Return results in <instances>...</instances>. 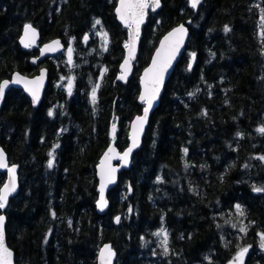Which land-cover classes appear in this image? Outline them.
<instances>
[{
    "label": "trees",
    "instance_id": "trees-1",
    "mask_svg": "<svg viewBox=\"0 0 264 264\" xmlns=\"http://www.w3.org/2000/svg\"><path fill=\"white\" fill-rule=\"evenodd\" d=\"M162 2L149 14L124 84L118 76L128 30L117 20V0H0V82L15 71L50 70L38 107L11 88L0 110V147L19 165L20 191L6 210L16 264H97L108 241L116 264H231L242 248L244 264H264V191H254L264 188V134L257 131L264 127V0H204L198 11L188 0ZM96 20L110 40L90 55L78 45ZM28 22L42 42L73 39L72 63L64 52L58 63L31 64L39 48L19 44ZM179 23L191 31L186 51L100 214V157L112 140L128 147L130 123L143 109L141 72ZM5 179L0 173V188ZM161 227L167 253L156 235Z\"/></svg>",
    "mask_w": 264,
    "mask_h": 264
},
{
    "label": "snow or ice",
    "instance_id": "snow-or-ice-1",
    "mask_svg": "<svg viewBox=\"0 0 264 264\" xmlns=\"http://www.w3.org/2000/svg\"><path fill=\"white\" fill-rule=\"evenodd\" d=\"M200 3V0H191V5L193 8L197 7ZM160 7V0H119V6L116 8V13L119 19L124 23V25L130 30V38L128 43L125 44V47L128 49V59L124 61L122 67V75L119 79L124 80L127 77L128 72L130 71V61L135 58L136 50V41L139 37L140 26L143 24L144 19L147 15V10L151 8L153 11ZM100 20H96L95 25H99ZM262 26H264V16L261 19ZM229 29L226 27L225 31ZM186 34V29L183 25L175 29L172 33H169L165 37L164 41L161 42L160 49L157 50L156 56L152 61V66L145 70L143 85L144 91L140 96V100L144 102L147 106L144 108L143 117H137L136 122L132 125V147L125 151L122 155L115 152L114 148H110L109 152L105 154L104 160L101 161L100 165V176H101V185H100V199L98 201V206L103 210L106 206V201L104 198V190L107 184L113 183L115 181V172L116 169L111 166L110 161L115 158H119L125 164L127 163L128 156L131 153L132 149L137 146L138 143V128L142 130L143 124L147 120L148 112L152 107L153 101L157 98L160 86L163 83L164 73L167 71L168 67L171 64V61L175 58L176 54L179 52V49L183 43V37ZM102 37L105 41V50H107V33L102 32ZM264 35V32H262ZM36 31L32 28L31 25H25L24 27V38L22 43L25 47H31L35 43ZM88 39L87 36L84 38ZM59 47V41H54L52 45L46 46L47 51H55ZM72 48H68V62L72 63ZM43 54V50H42ZM44 79V73L42 72L40 77L34 80H26L19 75L13 80V83H23L25 88L31 93L33 97V102L39 100V89L42 87ZM74 78L68 79V92L71 94L72 85ZM8 86V81L0 83V98L4 95V89ZM99 85H95L92 90V102H96V92ZM52 113L50 112L49 115ZM258 132L264 134V127L257 129ZM113 132H115V125H113ZM187 149H185V153ZM50 156L52 153L49 154ZM264 160V157H260ZM53 159L49 160V167L53 166ZM0 168H8L5 155L2 150H0ZM10 173L9 182L3 185V188L0 189V209H3L7 203L8 196L11 192L15 191L16 181H15V166L8 168ZM254 191L261 192L264 191V188H254ZM131 211V210H130ZM236 211L240 216L244 215V211L239 204L236 205ZM54 215V213H53ZM4 216L0 215V264H12V252L5 246L4 243ZM119 222V217L116 218ZM235 226V225H233ZM244 227H241L240 231H245ZM163 234L164 240L162 244L167 253V233L164 230H161L160 233L156 235ZM262 247H264V234H261ZM247 248H242L236 257V264H243V257L247 253ZM114 255L109 246H105L104 249L100 252L101 264H111V258Z\"/></svg>",
    "mask_w": 264,
    "mask_h": 264
},
{
    "label": "water",
    "instance_id": "water-1",
    "mask_svg": "<svg viewBox=\"0 0 264 264\" xmlns=\"http://www.w3.org/2000/svg\"><path fill=\"white\" fill-rule=\"evenodd\" d=\"M189 1V5L190 7H192L191 5V0H188ZM204 2V0H200V3L197 5V7H195L194 9L196 11L199 10L201 4ZM162 5H163V2L162 0H160V7L156 8L154 11L149 8L147 10V15L144 19V22L143 24H141L140 26V32H139V37L136 41V50H135V58L134 59H131L130 61V71L128 72L127 74V77L126 79L124 80H121L119 79V77L122 75V65L124 64V61L126 59H128V49L126 48L125 50V56H124V59L122 60L121 64H120V74L118 76V79L124 83V84H127L129 79L131 78V76L133 75V72H134V68H135V63L137 62V57H138V53H139V47H140V42H141V36H142V32H143V27L144 25L147 23L148 21V17H149V13H150V10L152 12H158L161 8H162ZM119 6V0H117V3H116V7H115V14H116V17H117V20L125 27L127 28L124 23L119 19L117 13H116V8ZM193 8V7H192ZM25 25H31L33 29H35L36 31V36H35V43L31 46V47H25L24 44L21 42L22 39L24 38V27ZM24 26H23V30H22V33L19 37V44L21 46V48L23 50H29L30 48H39V53L38 55L34 56L31 58V64L33 65H37L39 63H43L45 62L47 59H51V58H54L60 54H62L64 51H66L67 49V43L64 41L63 37L61 36H57V37H54V38H51L47 41H44L42 42V34H41V31L40 29L35 26L33 23L31 22H28L26 23ZM181 25L184 26V28L186 29V34L184 35L183 37V43L179 49V52L176 54L175 58L171 61V64L170 66L168 67L167 71L164 73V78H163V83L162 85L160 86V91H159V94L157 96V98L153 101V104H152V107L151 109L149 110L148 112V116H147V120L146 122L143 124V128L142 130H140L138 128V143H137V146L134 147L131 151V153L129 154L128 156V160H127V163L125 164L123 161H121L119 158H115V159H112L110 161L111 163V166L114 167L116 169V172H115V181L113 183H109L107 184V186L105 187V190H104V198H105V201L107 202L106 203V206L103 208V210H101V208L98 206V201L100 199V185H101V176H100V165H101V161L104 160V157H105V154L109 152V149L110 148H114L115 149V152L116 153H119L120 155H122L125 151H127L130 147H132V125L136 122V118L137 117H143L144 115V108L147 106L144 102H142L140 100V96L141 94L143 93L144 91V85H143V79H144V73H145V70L150 68L152 66V61L153 59L155 58L156 56V53H157V50L160 49L161 47V42L164 41L165 37H167L169 35V33H172L175 29H177L178 27H180ZM128 29V28H127ZM190 34H191V31H190V28L189 26L186 24V23H179L178 25L174 26L173 28H171L169 31H167L159 40L156 48L154 49L153 51V54L151 56V59L149 61V63L144 67V69L142 70L141 72V75H140V92H139V95H138V102L143 104V109H142V112L135 115L130 123V128H129V145L128 147H126L124 150H120L117 146H116V143L114 140H112L111 144L108 146V148L105 150V152L102 154V156L100 157V160H99V163L97 165V178H98V189H99V198L97 200V210L100 214H105L108 210H109V207L111 205V201H110V198H109V193L110 191L115 187V185L118 183V180H119V177H120V174L121 172L124 170V169H130L131 166H132V161H133V156H134V153L141 148L142 144H143V141H144V137L146 135V132H147V129L150 125V121H151V118H152V115L153 113L156 111V109L160 106V103H161V100H162V97H163V94L165 92V89H166V85L167 83L169 82L170 78L172 77L175 69H176V66L178 65L179 61L181 60V58L183 57L185 51H186V47H187V44H188V41H189V38H190ZM89 38L88 35H85ZM85 38V37H84ZM129 38H130V30L128 29V41H129ZM85 40V39H84ZM88 40V39H87ZM54 41H59V47L57 48V50L55 51H47L46 50V46L48 45H52ZM128 43V42H127ZM42 50H43V54H42ZM44 73V79H43V84H42V87H40L39 89V100L37 102H33V97L31 95V93L25 88L24 84L23 83H20V84H17V83H13V80L19 75L20 77H23L24 79L26 80H34V79H37L38 77H40L41 73ZM49 68L45 65H43L39 71L34 74V75H28V74H25V73H22L20 71H15L13 72V74L11 75V77L9 78H4L1 80L0 83H3L4 81H8V86L4 89V95L2 98H0V110L3 106V103H4V100L6 98V94L7 92L11 89V88H18V89H22L28 96L29 98L31 99V102H32V105L34 107H38L41 103H42V100L44 98V94H45V91H46V88L48 86V83H49ZM0 150L3 151L4 155H5V158H6V162H7V165H8V168H11L12 166H15V181H16V187H15V191L11 192L10 195L8 196V200H7V203L5 205V207L3 209H1V213L0 215L4 216V224H3V231H4V243H5V246L12 252V264H16V252L15 250L9 245V242H8V235H7V221H8V217H7V213H6V210L8 209V206H9V203H10V199L14 196H16L19 191H20V175H19V165L16 164V163H11L10 159H9V156H8V153L7 151L3 148V147H0ZM8 168H0V173H3L5 172L6 173V179L4 181V183L2 184L1 188H3V185L5 183H8L9 182V178H10V173L8 171ZM117 217H119V222L121 220V214L117 215L115 217V221L116 223H119L117 222ZM105 246H109L112 250V253H114V255L112 256L111 258V264H116V260H117V250L115 249L113 243L111 241H108V242H105L99 252H98V256H97V264H101V259H100V252L102 249L105 248Z\"/></svg>",
    "mask_w": 264,
    "mask_h": 264
},
{
    "label": "rangeland",
    "instance_id": "rangeland-1",
    "mask_svg": "<svg viewBox=\"0 0 264 264\" xmlns=\"http://www.w3.org/2000/svg\"><path fill=\"white\" fill-rule=\"evenodd\" d=\"M102 32H106L105 29L104 28H101L99 25H95V27H92L91 29H89L85 33L86 35L89 36L88 40H84L83 39L82 44H79L78 46H81L82 51H85L86 53H88L90 55L91 54L94 55V53L100 55L103 51H105V41H104V38L101 35ZM109 38L110 37L107 34V46H106L107 48H108V45H109V40H110ZM76 46H77V44L72 39L70 41L69 45H68V48L71 47L72 50H73L72 54L74 53V50L77 49ZM65 54H66V58H65V60H66L68 58V49L66 50ZM53 59L57 63L60 61V59H58V57H55ZM57 83L59 84V80L57 81ZM242 226H244V224H242ZM161 230H164L166 232L165 228L164 227H161L160 229H158L157 233H160ZM262 234H264V232ZM157 238H158L159 243L162 244V241L164 240L163 234L157 235ZM246 256H247V253L243 257V264H244V261H245ZM236 257L232 261L231 264H236Z\"/></svg>",
    "mask_w": 264,
    "mask_h": 264
}]
</instances>
